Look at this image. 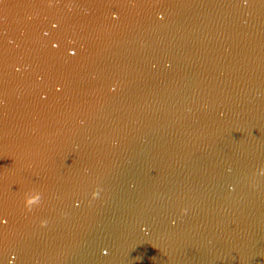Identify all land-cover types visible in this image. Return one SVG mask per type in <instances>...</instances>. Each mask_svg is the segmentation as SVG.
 <instances>
[{
	"label": "water",
	"instance_id": "1",
	"mask_svg": "<svg viewBox=\"0 0 264 264\" xmlns=\"http://www.w3.org/2000/svg\"><path fill=\"white\" fill-rule=\"evenodd\" d=\"M0 264H264V0H0Z\"/></svg>",
	"mask_w": 264,
	"mask_h": 264
},
{
	"label": "clouds",
	"instance_id": "2",
	"mask_svg": "<svg viewBox=\"0 0 264 264\" xmlns=\"http://www.w3.org/2000/svg\"><path fill=\"white\" fill-rule=\"evenodd\" d=\"M40 199H41V194L40 193L26 195L25 206H26L27 210L31 211L32 210V206L34 204H38L40 202Z\"/></svg>",
	"mask_w": 264,
	"mask_h": 264
}]
</instances>
